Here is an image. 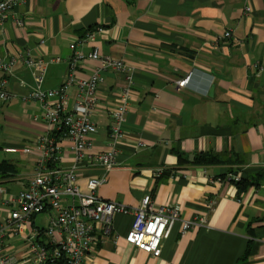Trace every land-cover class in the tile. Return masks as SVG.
<instances>
[{"label":"crops","instance_id":"crops-1","mask_svg":"<svg viewBox=\"0 0 264 264\" xmlns=\"http://www.w3.org/2000/svg\"><path fill=\"white\" fill-rule=\"evenodd\" d=\"M225 31L231 40L221 38ZM70 46L122 60L134 83L115 168L107 173L83 168L80 190L88 177L105 176L97 190L103 200L136 208L149 193L155 207L176 206L182 221H203L184 234L181 221L175 222L159 256L152 257L126 244L133 218L116 214L110 239L99 240L95 233L87 264H264V0H22L16 5L0 23V60L13 62L8 72L0 71V84L5 82L11 96L0 104V162L13 170L0 173V222L10 212L6 199L25 189L37 161L35 153L3 149L31 148L47 131L42 106L21 99L37 87L53 90L64 82ZM27 57L46 63L40 84L24 64ZM55 58L59 61L48 63ZM97 66L87 61L73 74L88 79ZM187 76L188 84L177 90ZM123 83V74L102 75L91 116L97 132L90 140L98 151L108 147L109 114ZM175 152L188 158L209 152L228 163L192 166L178 163ZM61 162L70 167V154ZM228 170L249 179L244 191L237 192ZM255 219L260 221L252 223ZM44 224L45 215H37L22 233L5 238L14 264H26L27 245Z\"/></svg>","mask_w":264,"mask_h":264},{"label":"built area","instance_id":"built-area-1","mask_svg":"<svg viewBox=\"0 0 264 264\" xmlns=\"http://www.w3.org/2000/svg\"><path fill=\"white\" fill-rule=\"evenodd\" d=\"M22 0H0V23L10 18L13 8ZM249 8L245 9L248 13ZM21 27L22 22L13 20ZM91 39V35H87ZM221 38L231 40L229 31ZM69 59L64 82L56 89L43 91L38 87L25 98L23 104L37 102L43 109L47 131L38 136L33 147H6L5 153L37 155L35 168L23 191L6 199L10 207L7 218L0 222V264H14V257L6 252L4 240L20 234L27 222L37 215H45V224L32 235L23 258L26 264H87L93 254L96 235L99 240L110 239L112 217L116 214L131 215L133 220L124 240L133 248L152 257L160 254L161 241L167 238L172 225L181 221V233L203 224L202 219L182 221L176 206L155 207L149 193L140 197L136 208L101 199L97 190L105 183V176H91L81 191L78 180L83 168H100L109 172L116 166V145L122 137L121 125L128 112L129 100L134 86L131 74L122 60L100 56L96 49L88 54L74 51ZM59 61L51 59L48 63ZM95 61L98 66L88 79H77L73 71L84 62ZM12 60H0V71L8 72ZM25 66L34 71V80L40 84L46 63L41 59L27 57ZM111 71L124 75L123 87L113 110L110 112L108 147L103 151L94 149L91 136L97 132L91 120L96 107V92L103 73ZM189 76L177 83V90L188 84ZM0 84V104L8 102L9 96ZM74 97L71 98V92ZM142 147V143L137 144ZM70 154L71 166L63 168V155ZM238 182V176H231ZM210 208V203L207 205ZM98 238V237H97ZM114 239V238H113ZM38 241V243H36Z\"/></svg>","mask_w":264,"mask_h":264},{"label":"trees","instance_id":"trees-1","mask_svg":"<svg viewBox=\"0 0 264 264\" xmlns=\"http://www.w3.org/2000/svg\"><path fill=\"white\" fill-rule=\"evenodd\" d=\"M175 154L177 155V159H178V163H184V164H189L192 166H215V165H221V164H226L228 163V161L223 160L221 158V156L216 155V154H211L209 152H204V153H197L191 156V158H188L186 156L181 155L178 152H175ZM0 173H2L3 175L5 173H13V170L11 168V166H9L7 164V162L2 161L0 162ZM236 172L232 171V170H228V174L227 175H231V176H236ZM258 178H260V174H257ZM225 176H220L221 179H223ZM231 181L233 182V180L231 179ZM247 181H249L248 178L246 177H242L240 176L239 181L238 182H233L237 192H241L244 191L246 186H247ZM250 182H254L252 180H250ZM255 186H258V182L253 183ZM260 221L259 219H255L252 221V223L258 222Z\"/></svg>","mask_w":264,"mask_h":264},{"label":"water","instance_id":"water-1","mask_svg":"<svg viewBox=\"0 0 264 264\" xmlns=\"http://www.w3.org/2000/svg\"><path fill=\"white\" fill-rule=\"evenodd\" d=\"M211 92H212V89H210L209 94H211Z\"/></svg>","mask_w":264,"mask_h":264},{"label":"rangeland","instance_id":"rangeland-1","mask_svg":"<svg viewBox=\"0 0 264 264\" xmlns=\"http://www.w3.org/2000/svg\"><path fill=\"white\" fill-rule=\"evenodd\" d=\"M17 240H15L13 243H15Z\"/></svg>","mask_w":264,"mask_h":264}]
</instances>
